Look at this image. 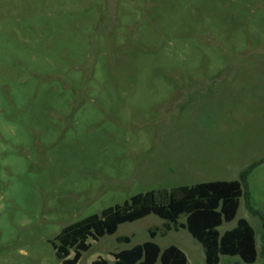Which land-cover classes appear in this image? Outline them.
<instances>
[{
  "label": "rangeland",
  "instance_id": "374dc122",
  "mask_svg": "<svg viewBox=\"0 0 264 264\" xmlns=\"http://www.w3.org/2000/svg\"><path fill=\"white\" fill-rule=\"evenodd\" d=\"M217 180L244 192L220 232L248 220L264 264V0H0V264H61L65 227ZM163 224L90 239L78 264H114L151 229L206 264L186 229Z\"/></svg>",
  "mask_w": 264,
  "mask_h": 264
},
{
  "label": "trees",
  "instance_id": "16d2710c",
  "mask_svg": "<svg viewBox=\"0 0 264 264\" xmlns=\"http://www.w3.org/2000/svg\"><path fill=\"white\" fill-rule=\"evenodd\" d=\"M255 166L243 173L242 180H247ZM243 196L242 183L238 180H217L139 193L123 204L65 227L52 244L61 264H78L83 254L91 249L90 239L98 241L115 235L122 224L155 215L164 221L166 232L186 229L202 245L206 264H219L225 256L239 257L244 263L253 264L259 251L256 231L248 220L240 218L232 229L224 233L219 230L223 224L236 219ZM158 232L151 229L152 240L114 253V264H188L187 255L179 247L162 248L154 241ZM117 242L130 243L131 237H118ZM92 264L110 263L98 258Z\"/></svg>",
  "mask_w": 264,
  "mask_h": 264
},
{
  "label": "crops",
  "instance_id": "0c3cea01",
  "mask_svg": "<svg viewBox=\"0 0 264 264\" xmlns=\"http://www.w3.org/2000/svg\"><path fill=\"white\" fill-rule=\"evenodd\" d=\"M221 261H222V257H221Z\"/></svg>",
  "mask_w": 264,
  "mask_h": 264
}]
</instances>
